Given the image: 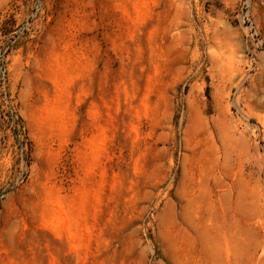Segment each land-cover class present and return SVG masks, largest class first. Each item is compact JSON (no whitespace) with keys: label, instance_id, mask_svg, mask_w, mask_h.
Wrapping results in <instances>:
<instances>
[{"label":"rangeland","instance_id":"374dc122","mask_svg":"<svg viewBox=\"0 0 264 264\" xmlns=\"http://www.w3.org/2000/svg\"><path fill=\"white\" fill-rule=\"evenodd\" d=\"M0 264H264V0H0Z\"/></svg>","mask_w":264,"mask_h":264}]
</instances>
